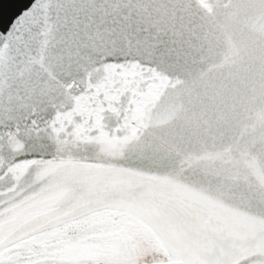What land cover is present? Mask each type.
Returning <instances> with one entry per match:
<instances>
[{
  "label": "water",
  "instance_id": "95a60500",
  "mask_svg": "<svg viewBox=\"0 0 264 264\" xmlns=\"http://www.w3.org/2000/svg\"><path fill=\"white\" fill-rule=\"evenodd\" d=\"M109 207L264 264V0H0V237Z\"/></svg>",
  "mask_w": 264,
  "mask_h": 264
},
{
  "label": "rangeland",
  "instance_id": "374dc122",
  "mask_svg": "<svg viewBox=\"0 0 264 264\" xmlns=\"http://www.w3.org/2000/svg\"><path fill=\"white\" fill-rule=\"evenodd\" d=\"M67 223V222H66ZM64 224V223H63ZM62 225V224H59ZM31 238L17 247L32 244H56V251L69 253L73 264H182L179 254L167 256L162 248V238L150 227L122 213H101L80 222L56 228ZM54 228V229H53ZM68 237V238H67ZM46 242V243H45ZM9 248L14 249L15 246ZM0 252L9 255L11 249ZM97 251V252H95ZM81 253L80 260L76 259Z\"/></svg>",
  "mask_w": 264,
  "mask_h": 264
},
{
  "label": "flooded vegetation",
  "instance_id": "af4514ba",
  "mask_svg": "<svg viewBox=\"0 0 264 264\" xmlns=\"http://www.w3.org/2000/svg\"><path fill=\"white\" fill-rule=\"evenodd\" d=\"M49 229L41 231L16 230L11 232L10 234L1 236L0 252L6 250L8 247L11 246H15V248H10L11 251L9 255H5V253L0 254V264H73L72 261L74 260L73 258H71L72 256H70L69 253L65 255V252L56 251V248L59 250L61 248L57 247L56 244L52 245L50 241H48V245L34 243L31 245V247H17V245L19 244L31 242V238H34L37 236V234H42L45 231H48ZM80 257L81 253L78 252L75 258L80 260ZM78 262L76 263L80 264ZM169 264L176 263L170 262Z\"/></svg>",
  "mask_w": 264,
  "mask_h": 264
},
{
  "label": "bare ground",
  "instance_id": "6f19581e",
  "mask_svg": "<svg viewBox=\"0 0 264 264\" xmlns=\"http://www.w3.org/2000/svg\"><path fill=\"white\" fill-rule=\"evenodd\" d=\"M105 212L106 213H110V214H116V213L126 214V215H129V216L137 219L138 221H141V222L146 224V222L138 214L132 212L129 209H126V208H123V207H109V208H105V209H102V210H99V211L90 212V213H88V214H86V215H84V216H82L80 218H77V219L71 220V221H69L67 223H64L62 225H59V226L55 227V229L56 228H62L65 225H68V224L80 222L81 220H84V219L89 218L91 216H95V215H98V214H101V213H105ZM161 245H162V248L165 251L166 255L171 257V252L172 251H171L170 247L163 240H161Z\"/></svg>",
  "mask_w": 264,
  "mask_h": 264
}]
</instances>
